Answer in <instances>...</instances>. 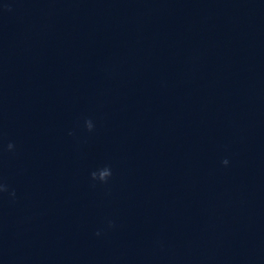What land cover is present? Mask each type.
Wrapping results in <instances>:
<instances>
[{
	"label": "water",
	"instance_id": "1",
	"mask_svg": "<svg viewBox=\"0 0 264 264\" xmlns=\"http://www.w3.org/2000/svg\"><path fill=\"white\" fill-rule=\"evenodd\" d=\"M0 128L172 264H264V0H0Z\"/></svg>",
	"mask_w": 264,
	"mask_h": 264
},
{
	"label": "clouds",
	"instance_id": "2",
	"mask_svg": "<svg viewBox=\"0 0 264 264\" xmlns=\"http://www.w3.org/2000/svg\"><path fill=\"white\" fill-rule=\"evenodd\" d=\"M85 127L87 128V130L89 132H91L93 130L94 125H93V122L91 119L85 120ZM14 148H15V145L13 143H9L7 145V149L9 151L14 150ZM228 163H229V161L227 159H224L222 161V164L225 166L228 165ZM111 175H112L111 168L108 166H105V167H103L97 171H92L90 173V177L93 181L99 180L102 183H107V181ZM5 192H8V186L6 184L0 182V194L5 193ZM10 195L12 197H15V192L12 191L10 193ZM109 224L111 226V222H109ZM97 235H99V233H97Z\"/></svg>",
	"mask_w": 264,
	"mask_h": 264
}]
</instances>
